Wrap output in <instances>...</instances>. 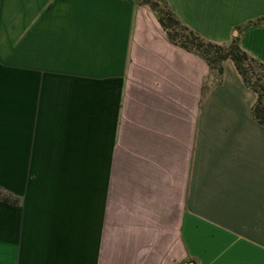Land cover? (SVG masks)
Here are the masks:
<instances>
[{
    "label": "crops",
    "instance_id": "0c3cea01",
    "mask_svg": "<svg viewBox=\"0 0 264 264\" xmlns=\"http://www.w3.org/2000/svg\"><path fill=\"white\" fill-rule=\"evenodd\" d=\"M264 63V0H166ZM138 0H0V264H264V124Z\"/></svg>",
    "mask_w": 264,
    "mask_h": 264
},
{
    "label": "trees",
    "instance_id": "16d2710c",
    "mask_svg": "<svg viewBox=\"0 0 264 264\" xmlns=\"http://www.w3.org/2000/svg\"><path fill=\"white\" fill-rule=\"evenodd\" d=\"M138 2L148 4L152 8L174 43L203 57L219 76L224 72L225 62L232 59L246 85L257 93L251 114L258 122L264 124V63L242 49L239 35L227 44L207 40L186 25L166 0H138ZM260 23H264V19L248 22L239 27V31ZM0 200L13 205L18 203V199L2 187H0Z\"/></svg>",
    "mask_w": 264,
    "mask_h": 264
},
{
    "label": "built area",
    "instance_id": "2783aa9c",
    "mask_svg": "<svg viewBox=\"0 0 264 264\" xmlns=\"http://www.w3.org/2000/svg\"><path fill=\"white\" fill-rule=\"evenodd\" d=\"M189 264H195L194 262H190Z\"/></svg>",
    "mask_w": 264,
    "mask_h": 264
}]
</instances>
